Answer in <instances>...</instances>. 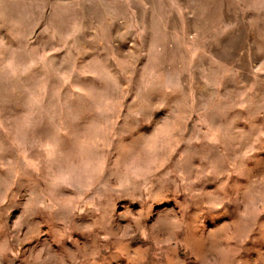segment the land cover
Masks as SVG:
<instances>
[{
	"label": "rangeland",
	"instance_id": "1",
	"mask_svg": "<svg viewBox=\"0 0 264 264\" xmlns=\"http://www.w3.org/2000/svg\"><path fill=\"white\" fill-rule=\"evenodd\" d=\"M0 264H264V0H0Z\"/></svg>",
	"mask_w": 264,
	"mask_h": 264
}]
</instances>
